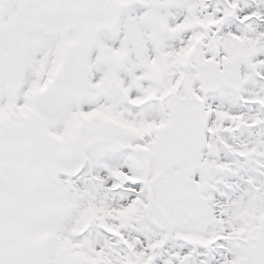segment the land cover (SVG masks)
I'll list each match as a JSON object with an SVG mask.
<instances>
[{
    "label": "rangeland",
    "instance_id": "374dc122",
    "mask_svg": "<svg viewBox=\"0 0 264 264\" xmlns=\"http://www.w3.org/2000/svg\"><path fill=\"white\" fill-rule=\"evenodd\" d=\"M39 1L44 4L38 10L43 11V43L35 52L30 42L31 55L38 54L32 60L31 73L39 59L48 54L49 58L55 39L61 47L70 42L80 22L63 0ZM185 1L184 8H176L173 0H117L121 3L115 22L94 34L85 58V99L76 102L61 93L44 92L28 99L29 116L17 113L21 105L6 99L8 86L18 78L26 93L32 74L30 68L22 70V48L16 54L9 46L19 19L14 5L7 6L8 19L0 14V107L11 108L8 118L1 120L4 130L0 131V264H88V260H96L91 254L97 248L104 264H142V251L131 255L124 248H111L108 238L96 229L89 233L86 244L71 238L84 205L56 177L84 149L94 165L109 171L124 166L145 184L141 195L132 200L134 209L120 211L121 215L129 212L126 217L130 219L122 228L139 238L140 245L159 244L164 237L148 221L144 189L149 188L152 221L171 233L155 264H264V160L254 157L264 149V127L246 129L250 157L244 166L235 160L240 167L230 168L224 176L223 182L232 178L241 188L230 187L229 193L217 187L218 194L211 192L213 171L226 162L217 158L212 135L223 123H233L228 112L237 111L241 101L248 100L251 113L245 119L255 118L258 124L264 120V39L254 27L238 21L240 15L246 17L243 0ZM98 2L106 5L109 0ZM156 24L164 28L157 37L152 32ZM199 35L205 39L197 40ZM186 42L195 43L188 58L182 51ZM178 74L183 79L178 80ZM108 77L124 88V100L106 86ZM96 91L105 96L101 108L94 105ZM202 91L214 115L209 123L202 121L198 101ZM144 93L151 96L145 106L137 109L127 104L126 100ZM91 109L97 113L87 115ZM81 116L80 132L74 134ZM206 118L210 116L206 114ZM160 126L165 128L158 130ZM21 128L29 133L28 143L20 140ZM147 129L153 130L144 143L147 152H134L140 139L136 134ZM202 139H206L207 149L200 158L197 145ZM234 151L246 153L245 149ZM186 153L190 156L178 169H165ZM175 188L187 197L172 199ZM50 196L55 202L47 210ZM100 214L104 217L101 222L113 226L109 211L102 208ZM39 235L47 238L48 251L43 256L36 242ZM208 237L212 242H205ZM89 244L95 251L87 249ZM191 245L195 257L180 254Z\"/></svg>",
    "mask_w": 264,
    "mask_h": 264
},
{
    "label": "bare ground",
    "instance_id": "6f19581e",
    "mask_svg": "<svg viewBox=\"0 0 264 264\" xmlns=\"http://www.w3.org/2000/svg\"><path fill=\"white\" fill-rule=\"evenodd\" d=\"M248 5V15L258 18L257 34L264 37V0H246ZM253 22L248 21L247 25H251ZM118 171L124 172L122 167L117 168ZM26 172V169L25 171ZM91 168L88 164L73 177L62 176L63 180L70 187V191L76 192L82 197L84 204H87L98 215L101 213V208H105L108 211H122V209L128 205L122 197L114 194L110 191L112 183L108 180V173L101 172V179H103V186H96L92 184L88 179L90 177ZM107 197H105L106 195ZM127 241L129 246H133L132 241Z\"/></svg>",
    "mask_w": 264,
    "mask_h": 264
},
{
    "label": "water",
    "instance_id": "95a60500",
    "mask_svg": "<svg viewBox=\"0 0 264 264\" xmlns=\"http://www.w3.org/2000/svg\"><path fill=\"white\" fill-rule=\"evenodd\" d=\"M71 4L78 13L87 19V22L82 26L72 47L67 51L65 60L49 87L69 93L79 100L82 97L80 85L81 57L90 33L96 25L90 17L94 13L101 14V11L98 10L94 0H71ZM173 195L174 197L180 196V193L177 191Z\"/></svg>",
    "mask_w": 264,
    "mask_h": 264
}]
</instances>
